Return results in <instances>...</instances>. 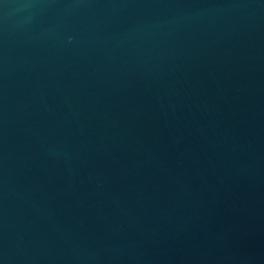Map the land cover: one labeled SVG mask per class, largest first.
Here are the masks:
<instances>
[{
    "label": "water",
    "instance_id": "95a60500",
    "mask_svg": "<svg viewBox=\"0 0 264 264\" xmlns=\"http://www.w3.org/2000/svg\"><path fill=\"white\" fill-rule=\"evenodd\" d=\"M0 264H264V0H0Z\"/></svg>",
    "mask_w": 264,
    "mask_h": 264
}]
</instances>
